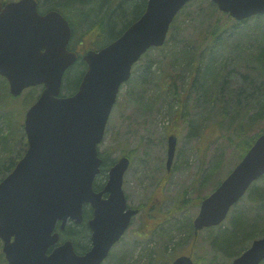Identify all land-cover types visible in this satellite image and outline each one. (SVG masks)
<instances>
[{
    "label": "water",
    "instance_id": "1",
    "mask_svg": "<svg viewBox=\"0 0 264 264\" xmlns=\"http://www.w3.org/2000/svg\"><path fill=\"white\" fill-rule=\"evenodd\" d=\"M191 0H147L143 14L114 41L83 54L69 48L73 30L58 10L41 12L39 0H0V75L13 96L30 87L42 91L25 116L28 147L0 182V238L8 264H102L139 212L128 205L123 185L130 157L108 171L102 190L94 183L102 170L104 140L121 87L135 63L152 47L166 43L177 14ZM238 21L264 15V0H212ZM79 58L86 63L78 90L63 95L67 70ZM178 138L170 135L166 167L174 162ZM264 176V133L257 136L224 180L203 199L194 218V235L223 223L251 185ZM104 194H107L105 197ZM88 220L91 248L76 251L61 241L69 222ZM264 236L232 264H262ZM171 264H194L193 253Z\"/></svg>",
    "mask_w": 264,
    "mask_h": 264
},
{
    "label": "rangeland",
    "instance_id": "2",
    "mask_svg": "<svg viewBox=\"0 0 264 264\" xmlns=\"http://www.w3.org/2000/svg\"><path fill=\"white\" fill-rule=\"evenodd\" d=\"M212 2L191 0L172 22L174 25L166 43L161 47L150 48L142 56L137 64L138 70L120 90L99 151L108 161V168L118 157L125 154L130 157V167L125 174L123 188L128 204L139 207L141 211L134 216L129 229L114 246L104 264H171L178 255L188 254L191 243L179 241L189 234V221L193 223L198 214L200 200L210 194L240 161L239 151L235 146L228 145L229 137L240 135V121L247 126L252 125L245 131L246 137L255 136L264 129V113L255 119L249 118L259 113L260 104L253 107L254 98L264 101V76L255 60L258 51L264 48L259 35L253 33L257 16L251 17L243 25H234L233 34L232 31L225 33L226 40H221L218 45L222 47L216 52L220 57L219 61L210 66L211 71L201 72V76L204 73L205 78L200 81L195 78L196 72L190 70V58L184 57L181 52L185 45L197 46L194 48L199 52L209 47L203 38L216 25L217 20L222 22L230 16L238 21L221 11L213 2L217 6L215 7ZM220 13L224 15L221 16ZM173 33L174 40H169ZM75 49L82 53L88 48L77 45ZM146 68L149 73L144 81L142 74L147 71ZM201 84L218 95L225 85L229 98L235 101L240 95L234 91L244 88L245 93L250 94L252 107L233 119L232 115L238 113V109L235 104H230L228 118H224L226 130L222 131L220 121L223 118L218 116V108L225 104L220 102L218 105L216 100L211 101V96L207 102V96L203 97L199 93L202 90L197 89V86L203 89ZM42 88L40 86L39 92L31 94L33 87H30L16 96L18 101H14L11 108L13 112L17 111L14 114L15 121L24 124L26 112L35 101L31 95L38 97ZM177 95L183 99L181 105L184 110L181 112L184 116L179 112L181 106ZM180 117L188 118L179 122ZM17 124L16 122L15 126ZM170 135H176L178 142L173 166L168 172L166 161ZM26 144L28 141L25 132L24 138H20L18 146L12 150L13 156L19 158ZM221 157H224V167L218 173L219 180L209 182V170L217 160H222ZM108 171L109 169L105 171L107 176ZM102 177L98 181L105 183L107 177ZM255 184L264 187V176ZM248 193L249 191L238 201L236 209L245 207L248 210L250 204L245 201ZM183 198H190L191 204L184 211L173 212L177 201ZM148 203L146 210H151V213L147 215L144 208ZM230 216L222 223L223 227L228 225ZM81 232L75 241L83 247H90L89 229L83 227ZM211 237V232L206 229L199 233L194 250L195 259L200 261L199 264H209L210 260L217 257L218 263L232 264V259H220L221 256L214 252ZM187 245L188 249L183 250ZM2 247L3 241L0 238V264H8Z\"/></svg>",
    "mask_w": 264,
    "mask_h": 264
},
{
    "label": "trees",
    "instance_id": "3",
    "mask_svg": "<svg viewBox=\"0 0 264 264\" xmlns=\"http://www.w3.org/2000/svg\"><path fill=\"white\" fill-rule=\"evenodd\" d=\"M2 1L5 2L9 0ZM39 2L40 11L44 12L47 10L56 9L69 20L73 30V36L70 42V48L72 49H75L77 45L85 46L88 49H99L104 47L105 45L117 39L130 24L136 21L143 14L147 5V0H39ZM213 5L217 7L214 3ZM220 14L221 16L224 15L223 13ZM249 19L239 21V23L241 22L242 24H239L238 21L233 20L230 16L222 22H219V20H217L216 25H213L212 29L209 30L206 33L205 38H203V41L208 42V44L210 45L209 47L204 48L203 52L202 50L199 52L196 48H194L197 46H184L181 52L184 57L190 58V70L193 73L194 71L196 72L197 77L195 78H197V81L205 78V74L203 73V75L201 76V72L211 71L210 66H212L214 62L219 61L220 57L216 52L217 50H219V48L222 47V45H218L221 43V40H226L225 33H230L232 31L231 33L233 34L234 25H243L247 21H249ZM231 21L233 22V24ZM173 25L174 24H171L170 32ZM257 30H259L260 32H257ZM253 31L254 34L259 35V41L264 42V15H257L255 24L253 25ZM169 40H174V33ZM255 60L260 66L259 71L261 75L264 76V48L258 51ZM137 64L138 62L133 67V73H136V71L138 70ZM86 66L87 65L85 61L79 58V60L67 70L62 86L63 95H71L78 90L83 74L86 70ZM146 70L147 71H144V73L142 74L144 81L146 80V77L149 73L147 68ZM193 77L194 76H192V78ZM254 80L256 79L254 78ZM253 83L254 82H252V84ZM192 85L193 82L190 86L191 89ZM39 87L40 86L33 87L31 94H33L34 91L39 92ZM201 87L203 89H200L198 86L197 89L202 90L199 93L203 97L207 96V102L209 97L211 96V101L216 100L218 102V105L220 104V102L225 104L218 108L220 111L218 113V116L221 115L223 118L220 121L222 122V131L226 130L224 118H228L227 114L229 112V107L231 106L230 104H235L236 108L238 109V113H234L232 115L233 119L237 118L239 116V113H246L252 107L250 106L252 102L251 100H249L250 94L248 95V93H245L244 88L234 91L235 94L240 95V97L235 101V99L233 100L232 98H229V95L225 91V85L223 87L221 86L222 88L220 89L219 95L214 92L212 93V91L208 87H204L203 85ZM32 96L35 100L36 98H38H34L35 95H31V97ZM178 99L179 105L181 106L179 112H181L184 110V107L181 105L183 104V99L180 96L178 97ZM14 101H18V97L13 96L10 93L7 79L0 76V182L10 172H12L18 161L24 155L28 146V144H26V148L25 150H23L24 152L21 151L22 155L19 158H17V156H13L12 150L18 146V140H20V138L22 140L25 135L24 124L20 123L19 121H15L14 119V114H16L17 111L13 112L11 110L12 103ZM258 104H260L259 113L254 114L253 116L251 115V117H249L251 120L257 118L258 115H263L264 113V101H259L258 98H254L253 107L258 106ZM181 116H184L182 112ZM187 118L188 117H180L179 122L180 120L181 122H183ZM16 122L18 123V126H15ZM229 124L231 125V122ZM238 126V131L241 133L237 136L234 135V138L240 137L242 139L238 140L230 136L228 142L231 144L228 143V145H233L236 147L235 149L239 151L238 158L241 159V157L248 150L257 136L264 133V129H262L260 133L256 134L255 136L246 137L244 133L247 128L251 127L252 125L248 124L247 126L246 124H243L242 121H240V124H238ZM101 157L103 158L104 162L102 165V170L94 183L95 190L101 189L103 182L98 181V178L100 179V177H102L103 175L107 177L105 171L107 172V170L109 169V163L103 153L101 154ZM223 158L224 157H221L222 160H217L214 167L209 170V182L214 183V181H216L215 179H217V181L219 180L218 173L224 167V162L222 164ZM114 162L115 161H112V165L114 164ZM209 182L207 185H209ZM221 182L222 180L217 185H219ZM248 191V197L245 199V201L250 204L249 208H247L248 210H246L245 207L236 209V203L232 207L230 211L231 213H229V216L230 214L231 216L229 217L228 225L226 227H223L222 224H220L218 226L206 229L211 232L212 242H210L213 246L214 252L218 253L219 256H221L220 259L223 258L226 260H233L240 254H242L252 244L253 240L264 236V187L256 185L254 182ZM206 196H204L200 200V204ZM190 202V198H183V200L177 201L176 207L173 212L177 213L178 210L184 211V209L191 204ZM148 205L149 203L145 206L144 210L147 209ZM145 213L148 215V213H151V210ZM85 214L89 215L90 210L85 208ZM183 225L184 224H182V226ZM83 227L86 228V225H75L71 222L66 226L65 230L61 232V240L71 239L75 244L76 250L79 251V249H83L82 244L75 241V239L80 235ZM184 240H186L185 243H191L188 254L193 250L192 253L194 256V250L197 247V239L195 240L193 223L191 220L189 221V234L180 238L179 243ZM179 243H177V245ZM188 247L189 246L187 245V247L183 250H187ZM165 249H167V247ZM217 261H219L217 257H214L212 260H210L209 264H221ZM169 262L170 261H168V263ZM199 263L200 261H197V259H195L194 257V264Z\"/></svg>",
    "mask_w": 264,
    "mask_h": 264
},
{
    "label": "flooded vegetation",
    "instance_id": "4",
    "mask_svg": "<svg viewBox=\"0 0 264 264\" xmlns=\"http://www.w3.org/2000/svg\"><path fill=\"white\" fill-rule=\"evenodd\" d=\"M126 155V154H125ZM173 166V165H172ZM172 169V168H171ZM168 171V170H167ZM169 172V171H168ZM105 184H106V182L105 183H103V185H102V187H101V189L100 190H102L103 188H104V186H105ZM104 196L106 197L107 196V194H104ZM132 207H134V206H132ZM85 208H87L88 210H90V214L89 215H86L85 214ZM134 208H137L138 210H139V212L141 211V209L139 208V207H134ZM92 217V209H91V207L89 206V205H86V206H84V221L82 222V224L83 225H86V228L87 229H89V231H90V240H91V229H90V227H89V224H88V220L90 219ZM71 223V222H70ZM70 223H68V224H70ZM67 224V225H68ZM79 225H81V224H79ZM91 245H92V241H91V244H90V247H88L87 248V246H84L83 247V249H80L81 251H78V253H80V254H84V253H86L90 248H91ZM83 246V245H82ZM3 248V247H2ZM76 248V247H75ZM112 252V251H111ZM193 252V250L190 252V253H192ZM189 253V254H190ZM109 257V256H108ZM194 257V256H193ZM8 263V262H7Z\"/></svg>",
    "mask_w": 264,
    "mask_h": 264
},
{
    "label": "bare ground",
    "instance_id": "5",
    "mask_svg": "<svg viewBox=\"0 0 264 264\" xmlns=\"http://www.w3.org/2000/svg\"><path fill=\"white\" fill-rule=\"evenodd\" d=\"M40 4V3H39Z\"/></svg>",
    "mask_w": 264,
    "mask_h": 264
}]
</instances>
